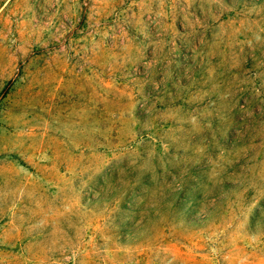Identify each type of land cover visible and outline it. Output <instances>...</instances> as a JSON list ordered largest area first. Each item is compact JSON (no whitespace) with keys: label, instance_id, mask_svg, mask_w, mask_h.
Returning <instances> with one entry per match:
<instances>
[{"label":"rangeland","instance_id":"374dc122","mask_svg":"<svg viewBox=\"0 0 264 264\" xmlns=\"http://www.w3.org/2000/svg\"><path fill=\"white\" fill-rule=\"evenodd\" d=\"M0 264H264V0H0Z\"/></svg>","mask_w":264,"mask_h":264}]
</instances>
